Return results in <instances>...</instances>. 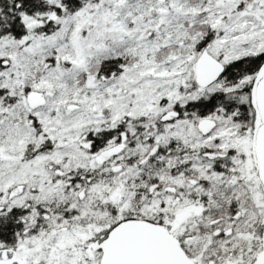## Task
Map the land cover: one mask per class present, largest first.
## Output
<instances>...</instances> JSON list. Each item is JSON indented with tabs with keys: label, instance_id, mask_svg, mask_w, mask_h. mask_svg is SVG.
<instances>
[{
	"label": "snow or ice",
	"instance_id": "snow-or-ice-1",
	"mask_svg": "<svg viewBox=\"0 0 264 264\" xmlns=\"http://www.w3.org/2000/svg\"><path fill=\"white\" fill-rule=\"evenodd\" d=\"M0 264H264V0H0Z\"/></svg>",
	"mask_w": 264,
	"mask_h": 264
}]
</instances>
